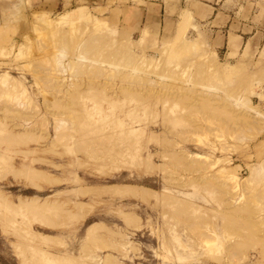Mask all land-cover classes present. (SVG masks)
Masks as SVG:
<instances>
[{
    "label": "rangeland",
    "instance_id": "1",
    "mask_svg": "<svg viewBox=\"0 0 264 264\" xmlns=\"http://www.w3.org/2000/svg\"><path fill=\"white\" fill-rule=\"evenodd\" d=\"M50 1L0 0V264H264V38Z\"/></svg>",
    "mask_w": 264,
    "mask_h": 264
},
{
    "label": "crops",
    "instance_id": "2",
    "mask_svg": "<svg viewBox=\"0 0 264 264\" xmlns=\"http://www.w3.org/2000/svg\"><path fill=\"white\" fill-rule=\"evenodd\" d=\"M90 1H95L94 3L97 6H101V0ZM182 1L185 0H174V3H176L175 6L177 7V3H181ZM186 1H188L189 6L194 4V10L192 8L189 9L192 10L191 12L196 17H200V22L207 20L205 25L209 31L214 33L216 51L217 49L225 47L226 54H234L233 58H235L237 52L239 54L240 50H244L247 46L248 51H252L257 43L260 46L262 38H264V10H261L260 6L256 5V1L254 3L251 0ZM68 2L71 3L72 1L68 0ZM55 4V1H50L51 7H54ZM80 6L86 8V5ZM162 7H166L164 0L158 2L148 0L144 5L135 6L133 9L136 14L145 15L148 18L150 30L152 19H156L157 11H160ZM185 15L184 13L183 20ZM182 32H184V29ZM259 51L264 52V48L260 46Z\"/></svg>",
    "mask_w": 264,
    "mask_h": 264
},
{
    "label": "bare ground",
    "instance_id": "3",
    "mask_svg": "<svg viewBox=\"0 0 264 264\" xmlns=\"http://www.w3.org/2000/svg\"><path fill=\"white\" fill-rule=\"evenodd\" d=\"M83 9H82V6H77L76 8H73L72 9V11H65L64 13H61L60 15H59V17H58V19L59 20H62L63 22H65V21H70V20H72V19H74V18H77V17H79V16H81L83 13ZM186 17V16H185ZM185 19V18H184ZM184 21V20H183ZM182 23V22H181ZM94 40H96L95 38H93L92 40H90V41H92V42H94ZM89 41V42H90ZM87 43V42H86ZM91 45H92V43H91ZM90 44H88L87 46H91ZM182 46H184V48H187L186 46L187 45H185V43H184V45H182ZM90 48L91 47H89V49L88 50H90ZM84 50V49H83ZM86 53H87V50H86ZM58 54H59V57L61 56V58L62 57H65L66 56V53H65V50H63V49H61L59 52H58ZM77 54H79V59L78 60H80L81 58H83V57H81V54H82V52H81V54L80 53H76V55ZM83 56V55H82ZM77 57H78V55H77ZM61 58H59V59H61ZM84 60V59H83ZM93 61H94V59H92ZM93 61H91V62H93ZM98 61V60H97ZM90 62V63H91ZM96 61H94L93 63H95ZM61 65H63V63H61ZM230 65H231V63H228V64H226V67H224V68H228L229 69V67H230ZM88 66H90V65H88ZM234 66V65H233ZM61 67H63V66H61ZM101 67V65L99 66V67H97V66H93V65H91L90 67H89V69H93V72L95 73L96 72V70H98V71H101L102 72V70L104 69V68H100ZM223 70H224V68L223 67H221ZM220 69V68H219ZM62 73L66 70V68L65 67H63L62 69ZM221 70V69H220ZM219 70V71H220ZM57 71H59V70H57ZM215 71H217V70H215ZM214 71V72H215ZM219 71H217V72H219ZM227 71V70H226ZM226 71H220V73L222 74V72L224 73V72H226ZM230 70H228L225 74H227L228 72H229ZM232 71V70H231ZM230 71V72H231ZM3 73L5 74V73H8V72H6V71H3ZM97 73V72H96ZM216 73V72H215ZM224 74V77L226 76ZM228 75L230 76V74L228 73ZM227 75V76H228ZM225 77V78H228V77ZM223 77V78H224ZM63 78V80L65 79V77H62ZM61 82V81H60ZM71 83H72V81L70 82V84L69 85H71ZM64 84V83H63ZM62 85V84H61ZM72 85H78V84H76V83H74V84H72ZM71 85V86H72ZM87 85V84H86ZM80 86H81V84H80ZM116 91V90H115ZM148 92V91H147ZM69 93V92H68ZM70 95V94H69ZM72 96V95H71ZM92 127V126H91ZM27 132V129H23V134H19V135H9V136H12L13 138H19L20 136H21V138H25V137H29V135L26 133ZM7 134V133H6ZM86 134V133H85ZM8 135V134H7ZM22 135H24V136H22ZM8 136V137H9ZM15 136V137H14ZM4 137V136H3ZM7 137V136H6ZM12 137H10V138H12ZM1 139V138H0ZM87 139V138H86ZM84 141H85V139H84ZM233 195V194H232ZM27 200H25L24 199V201L22 200V202H24V203H27L26 202ZM29 201H33V200H31V199H29ZM31 203V202H30ZM97 227H96V225H95V223H91V224H89L88 226H87V228H86V232H85V234H87V233H90L91 231H94L95 229H96ZM232 252V251H231ZM107 263V262H106Z\"/></svg>",
    "mask_w": 264,
    "mask_h": 264
}]
</instances>
